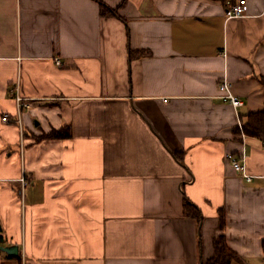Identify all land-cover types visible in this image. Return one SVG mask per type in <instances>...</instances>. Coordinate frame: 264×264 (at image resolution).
Instances as JSON below:
<instances>
[{
	"label": "crops",
	"instance_id": "crops-1",
	"mask_svg": "<svg viewBox=\"0 0 264 264\" xmlns=\"http://www.w3.org/2000/svg\"><path fill=\"white\" fill-rule=\"evenodd\" d=\"M235 2L0 0L5 247L25 264H203L222 234L233 264H264V135L242 128L264 113V0L229 18Z\"/></svg>",
	"mask_w": 264,
	"mask_h": 264
},
{
	"label": "trees",
	"instance_id": "trees-1",
	"mask_svg": "<svg viewBox=\"0 0 264 264\" xmlns=\"http://www.w3.org/2000/svg\"><path fill=\"white\" fill-rule=\"evenodd\" d=\"M211 1H220L224 2L226 0H211ZM100 14L101 16H112V10L109 9L104 4L100 5ZM3 117V116H2ZM1 117V118H2ZM243 131L246 135L262 138L264 135V113L262 111L257 113H251L248 115L247 121L242 126ZM69 136V133L63 130H53L49 132L47 135L45 134L44 137L46 138H67ZM183 215L194 219L195 221L199 222L201 220V213L199 209L187 201L184 200L183 203ZM221 221V227L223 225L222 219ZM2 227L0 225V246L5 247L4 239L2 237ZM262 248L264 251V240L262 241ZM212 255L209 259H207L203 264H233V262H238L239 259L237 255L227 246L226 240L224 235H219L213 242V249H212ZM0 254H4L3 251L0 250ZM6 254V253H5ZM7 255V254H6ZM19 255V254H18ZM13 256V258H19V256ZM9 257V256H8Z\"/></svg>",
	"mask_w": 264,
	"mask_h": 264
},
{
	"label": "built area",
	"instance_id": "built-area-1",
	"mask_svg": "<svg viewBox=\"0 0 264 264\" xmlns=\"http://www.w3.org/2000/svg\"><path fill=\"white\" fill-rule=\"evenodd\" d=\"M245 0H236V2L231 6L230 8V12L228 17L232 18V17H241L244 15V11H245ZM57 65H60V61H56ZM218 89L221 92L220 98L231 104L234 108H238L240 106L243 105V102L241 101V99H239L238 97L234 96L231 91H230V87L229 84L226 80H222L219 85H218ZM16 100L18 102H21L20 98H16ZM20 105H22V103H20ZM1 120L3 122H8V116L7 115H3V117L1 118ZM226 158L229 160V162L231 163L232 167L234 168V170L238 173H240L242 175V177L244 179H246L247 181H250L251 176L248 175L245 172V168L244 166L239 163L238 159L235 158L233 155L231 154H227Z\"/></svg>",
	"mask_w": 264,
	"mask_h": 264
},
{
	"label": "water",
	"instance_id": "water-1",
	"mask_svg": "<svg viewBox=\"0 0 264 264\" xmlns=\"http://www.w3.org/2000/svg\"><path fill=\"white\" fill-rule=\"evenodd\" d=\"M0 250L6 253L9 256H17L18 255V248L16 245L13 246H6V247H1Z\"/></svg>",
	"mask_w": 264,
	"mask_h": 264
},
{
	"label": "rangeland",
	"instance_id": "rangeland-1",
	"mask_svg": "<svg viewBox=\"0 0 264 264\" xmlns=\"http://www.w3.org/2000/svg\"><path fill=\"white\" fill-rule=\"evenodd\" d=\"M2 237H3V232H2ZM3 239H4V237H3ZM5 241V240H4ZM5 245V242H4V244H3V246ZM15 264V263H14ZM16 264H25V262L22 260V256H19V259H18V261L16 262Z\"/></svg>",
	"mask_w": 264,
	"mask_h": 264
}]
</instances>
